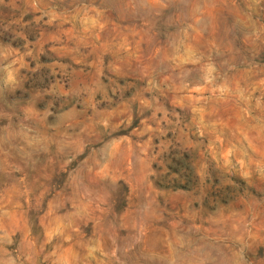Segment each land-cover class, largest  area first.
<instances>
[{
  "label": "rangeland",
  "instance_id": "1",
  "mask_svg": "<svg viewBox=\"0 0 264 264\" xmlns=\"http://www.w3.org/2000/svg\"><path fill=\"white\" fill-rule=\"evenodd\" d=\"M0 264H264V0H0Z\"/></svg>",
  "mask_w": 264,
  "mask_h": 264
}]
</instances>
